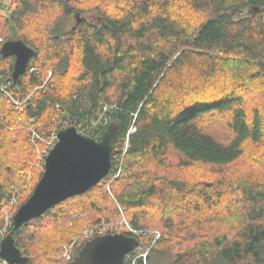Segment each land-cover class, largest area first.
Returning a JSON list of instances; mask_svg holds the SVG:
<instances>
[{
	"label": "trees",
	"instance_id": "trees-1",
	"mask_svg": "<svg viewBox=\"0 0 264 264\" xmlns=\"http://www.w3.org/2000/svg\"><path fill=\"white\" fill-rule=\"evenodd\" d=\"M94 8L98 22L82 15ZM2 9L0 50L5 41L22 39L35 52L17 83L15 56L0 53V75L11 81L7 92L0 90V228L32 172L35 189L44 168L34 163L63 126L100 140L114 122L111 168L124 159L111 183L107 175L18 229L8 226L26 264H70L100 235L96 225L118 223L120 208L136 231L120 225L103 234L125 233L143 250L150 246L145 259L137 247L125 264H264V175L250 170L231 178L226 171L249 143L263 147L254 161L264 165V108L249 109L245 95L257 84V91L264 88V0H0ZM55 11L76 12V24L66 30ZM215 114L230 116L227 140L203 125ZM170 150L179 166L206 165L211 175L191 180L147 167L164 164ZM98 192L110 206L106 217ZM73 203L79 205L69 208ZM149 208L163 218L151 220ZM92 210L99 217L89 223ZM48 220L58 244L34 256L32 242ZM149 226L161 235L143 233ZM83 228L95 231L80 239ZM64 243L76 244L70 260L62 257Z\"/></svg>",
	"mask_w": 264,
	"mask_h": 264
},
{
	"label": "water",
	"instance_id": "water-1",
	"mask_svg": "<svg viewBox=\"0 0 264 264\" xmlns=\"http://www.w3.org/2000/svg\"><path fill=\"white\" fill-rule=\"evenodd\" d=\"M34 52L22 39L3 43L0 53L3 56H15L12 73L14 83L26 72ZM117 132L118 126L114 122L108 125L100 140L74 124L60 128L58 141L46 156L41 179L13 217V229H18L50 207L100 183L111 170ZM138 245L136 236L121 232L100 234L88 240L70 264H125L127 255ZM0 258L10 264L27 263V257L15 244L12 231L0 243Z\"/></svg>",
	"mask_w": 264,
	"mask_h": 264
},
{
	"label": "rangeland",
	"instance_id": "rangeland-1",
	"mask_svg": "<svg viewBox=\"0 0 264 264\" xmlns=\"http://www.w3.org/2000/svg\"><path fill=\"white\" fill-rule=\"evenodd\" d=\"M12 1L13 0H6V3L7 4L12 3ZM88 1H92V0H88ZM97 2H103V0H100V1L96 0V3ZM85 4H86V2H85ZM86 6L89 7V4L87 3ZM246 13H247V10H246L245 14ZM0 15H2V16L6 15L5 10H3V9L0 10ZM82 15L84 17H87L89 20L94 21V22H98L100 19L99 10L97 8L83 12ZM57 16L59 17L60 22L62 23L63 27L66 30L71 29L77 22L76 12L70 16H65V15L61 14V11H55L54 17H57ZM0 39H2L1 35H0ZM51 75H52V70L49 71L48 79L51 77ZM257 85L258 86L254 90H249L245 94L246 99H247V101H246L247 107L249 109L255 107L256 105L264 108V88H262L263 92L261 93V92L256 90V89H259L261 85L260 84H257ZM229 120H230V116L228 114H215V115H210V116L206 117L205 119H203V121H204L203 125L206 124L205 125L206 128L210 132H213L218 138H220V140H227L231 134V130L228 126ZM246 148H247V151H246L244 157L242 158V160L235 162V164H233L232 166L227 168L228 170H226V171L229 172L228 175L231 178H235L237 176L244 175V174L248 173V171H250V170L253 171L254 173L260 172L259 173L260 176L264 175V165L260 164L261 167L259 168V166H258V168H257L258 163L255 164L256 162L254 161V160H256V155L257 156L261 155V151L263 150V147L258 149L257 147L254 146V144L249 143V144H247ZM42 152L43 151L40 152V155H39L37 161L34 163V165H36L40 169L42 168V166L39 163L41 161L40 157H42ZM124 152H125V150H124ZM178 158H179L178 154L174 150H170L168 152L166 158L164 159V162H165L164 164L154 162L150 165H147V167L150 170H152L153 172H156L160 175L169 174V175H175V176H179V177H185V178H188L191 180H193V179L199 180L201 178H204L206 176L211 175V171H210L209 166L202 165V164H197L193 167L179 166L178 165ZM117 163H118L119 168H118V170H115V172H114L115 175H111L110 183L121 174V170H122L121 168H122V164L124 163V159L121 158L120 161ZM31 165H32V163L30 164V167H31ZM147 167H146V169H147ZM32 175H33V172L31 173L30 177L26 181H24V183L21 186L18 187L17 203L9 204V208H6V210L4 211L5 212L4 213V217H5V224L4 225L7 224V220L11 221V217H14V215L16 213V212L14 213V208L16 206H18L19 203L22 200H24V198L29 193L32 194V192L34 191V190L33 191L31 190ZM215 176H216V173H215ZM110 183H108V184L106 183L105 186H106V189L111 193L110 187H109ZM111 195L113 197L112 193H111ZM96 200L99 201V203L101 204V207L103 208L102 209L103 212L101 215L104 217L110 215L109 214L110 206L108 205L107 201L101 199V197L99 196V192L96 193ZM80 201H81V203L84 202L85 206H90L88 203V201H90V200H86V199L82 200L81 199ZM174 204L175 203H172V205H171L172 208H174ZM78 205H79V203H77V204L73 203V204L69 205V208H74V207H77ZM159 208H161V207H159ZM120 209H121L120 212L122 214V218H120V220H118V223L101 222L100 224L96 225L94 227V229L95 228H103L104 230H106V229H110V228L112 229V228H114L116 226H120V225H121V227L124 225L123 230H125V228H128L129 226L127 224L131 225V223L129 221L128 213H126L123 208H120ZM176 210L177 209H175V212H176L175 215L178 217V219L175 222L181 220V215H180V213H177ZM172 212H173V210H171V214H172ZM148 213H149L151 220L157 219V218H158V220H161L163 218V214L162 213L160 214L154 208H149ZM90 216H92V218H90L88 220L89 223H91L94 219H97L99 217V214L96 212H93V210H92V213ZM52 222L53 221H51V220L45 221V224L41 227L39 233L37 234L38 238L32 242L31 253L34 256H39L40 253H42V254L45 253V255H46V253H49V248L51 247V245H54V243L58 244L57 239H59V238H52L53 237L52 235L54 233V231L52 229V227H53ZM156 223H158V222H156ZM48 224H49V226H47ZM12 225H13V219H12ZM84 229L85 228L80 230L79 237L82 236L80 239H82L84 236L88 237L90 234H92L93 231H95V230H91V229H85V230ZM145 231H146L145 233H147V234H152V235L155 234L156 238H158L161 235L162 230L159 227L149 226V228H147ZM9 232L10 231L8 230L5 234V236ZM62 239L63 238H61L60 242L62 241ZM46 247H47V249H45ZM75 247H76V244H75ZM61 248L64 249V251L62 253V257L65 258L64 257L65 243L62 244ZM148 248L143 250L142 247H138L137 250H138V252L140 251L142 253H147ZM70 258H66V260H70ZM1 259L2 258H0V260Z\"/></svg>",
	"mask_w": 264,
	"mask_h": 264
},
{
	"label": "built area",
	"instance_id": "built-area-1",
	"mask_svg": "<svg viewBox=\"0 0 264 264\" xmlns=\"http://www.w3.org/2000/svg\"><path fill=\"white\" fill-rule=\"evenodd\" d=\"M1 40H3V39H1ZM0 78L4 81V85L2 86H0V90H3V91H5V92H7L6 91V84H8V83H10L11 81L9 80V79H7V78H5V77H3V75H0ZM18 102V101H17ZM0 119H2V117L0 116ZM33 133H34V135H36L37 137H39V138H41L40 136H39V134L38 133H36V131H33ZM58 141V132H53V135H52V137H51V139L49 140V141H47V148L46 149H44L43 150V152H42V157H40V159H41V161L39 162L40 163V165L42 166V168H44L45 167V159H46V156H47V154L49 153V151L54 147V145L56 144V142ZM115 171L111 168V170H110V172H109V176H111V175H115V173H114ZM14 203H17V198H13L11 201H10V204H14ZM12 219H13V217H11V221L10 220H7V224L3 227V228H0V242H1V240L4 238V236H5V234H6V232H7V230H8V226L9 225H12ZM129 227V229L130 230H132V231H136L135 229H133L132 228V226L130 225V224H127ZM97 230H98V232L100 233V234H103V231H104V229L103 228H97ZM143 232V231H142ZM146 231H144L143 233H145ZM75 243H73L72 245H70V246H68V247H65V252H64V257L65 258H70L73 254H74V251H75ZM129 255H130V253L127 255V257H126V259L127 258H129ZM143 255V257H144V259L146 258V256H147V253H143L142 254ZM126 261V260H125ZM0 264H10L8 261H6V260H4V259H1L0 260Z\"/></svg>",
	"mask_w": 264,
	"mask_h": 264
},
{
	"label": "bare ground",
	"instance_id": "bare-ground-1",
	"mask_svg": "<svg viewBox=\"0 0 264 264\" xmlns=\"http://www.w3.org/2000/svg\"><path fill=\"white\" fill-rule=\"evenodd\" d=\"M119 175V174H118ZM123 222V221H122ZM141 254V253H140ZM140 256V255H139ZM143 256V255H142Z\"/></svg>",
	"mask_w": 264,
	"mask_h": 264
}]
</instances>
